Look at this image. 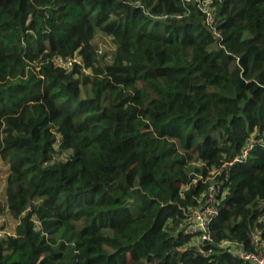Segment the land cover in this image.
Here are the masks:
<instances>
[{
  "label": "trees",
  "instance_id": "16d2710c",
  "mask_svg": "<svg viewBox=\"0 0 264 264\" xmlns=\"http://www.w3.org/2000/svg\"><path fill=\"white\" fill-rule=\"evenodd\" d=\"M0 159V264H254L264 0H0Z\"/></svg>",
  "mask_w": 264,
  "mask_h": 264
},
{
  "label": "built area",
  "instance_id": "2783aa9c",
  "mask_svg": "<svg viewBox=\"0 0 264 264\" xmlns=\"http://www.w3.org/2000/svg\"><path fill=\"white\" fill-rule=\"evenodd\" d=\"M203 8L205 9L206 7H203ZM205 11L206 13H208L207 21L208 23H210L212 21V16L209 13L208 8ZM73 61H77L78 63H80V58L79 57H75L72 59L69 58L66 61H59V63L63 67L69 68ZM235 161H237V159H233L232 162H230L229 164H232ZM207 194H208L207 204H205L204 206L198 207L196 209H193L184 225V233L191 236L192 239L197 244L199 242L201 243L211 242V238L209 235V226L213 218L218 213L217 208L214 207L213 205V199L215 197V186L214 185L210 186V188L207 191ZM219 245L220 247H229L230 250L233 252V254L238 256L242 260L249 261L254 264H264V254L263 253L245 251L244 249L240 247V245L236 243L233 244L231 242H222V243H219ZM198 251L207 255L210 250H208V252H205L198 246Z\"/></svg>",
  "mask_w": 264,
  "mask_h": 264
},
{
  "label": "rangeland",
  "instance_id": "374dc122",
  "mask_svg": "<svg viewBox=\"0 0 264 264\" xmlns=\"http://www.w3.org/2000/svg\"><path fill=\"white\" fill-rule=\"evenodd\" d=\"M99 50L102 52H109L112 50V47L107 39L99 40ZM6 173V164L0 159V226L5 227V231L12 233L14 231L15 222L12 221L1 208L2 202V191L4 187V176Z\"/></svg>",
  "mask_w": 264,
  "mask_h": 264
}]
</instances>
